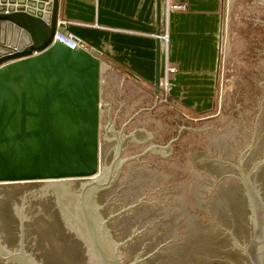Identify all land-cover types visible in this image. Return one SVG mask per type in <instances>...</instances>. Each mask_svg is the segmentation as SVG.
<instances>
[{
	"label": "water",
	"instance_id": "water-1",
	"mask_svg": "<svg viewBox=\"0 0 264 264\" xmlns=\"http://www.w3.org/2000/svg\"><path fill=\"white\" fill-rule=\"evenodd\" d=\"M7 3L11 6H5ZM58 4L59 0H0V202L12 203L16 198H8L13 194L26 193L20 198L22 207L15 206L21 212L19 245L18 241L14 242L15 232L12 231L11 238L7 234L13 221L9 218L5 222L10 225L0 226V261L4 264H129L136 247L123 248L124 243L118 242V235L124 233L119 221L113 229L110 221L114 216L107 218L100 197L119 195L124 196L122 202H129L131 193H135L138 199H143L153 187L150 184L154 182L149 183L151 177L172 184L169 181L172 176L162 170H173L177 175V165L169 161L161 164L158 160L160 169L152 168L148 166L151 159L146 158L140 159L142 165H139L133 160L146 152L135 156L130 150L143 147L145 151L154 135L160 137L164 133V139L168 138L171 122L167 116L176 122L183 118L177 127L181 132H193L183 137L188 141L187 153L227 155L230 143L226 140L233 139L239 126L232 123L227 126L232 121L229 110L235 100L248 103L246 86L255 81L264 67V0H231L220 116L193 120L172 106L161 105L155 111L159 115L156 120L146 119L150 114L141 109L145 118L131 130L129 124L119 123L117 116L131 115L136 109L129 107L125 111L117 103L124 105L125 99L139 98L142 94L156 99L161 94L160 39L157 38L154 96L103 64L91 51L71 49L56 41L58 29L66 27L59 21ZM157 7V36H160L161 0H157ZM136 127L140 133L138 140L132 129ZM197 131L202 135L195 143L192 138ZM246 143L243 138L240 147ZM181 166L182 176L175 177L180 200L193 199L201 183L204 193L205 173L194 166L191 154L184 157ZM237 168L250 206L251 228L244 231L237 223L238 232L229 233L235 251L229 260L232 264H264V200L260 192L264 196V179L257 178L259 190L251 182L250 174L245 173L243 162ZM218 182V195L232 196L230 205L235 212L241 206L237 198L240 186L235 185L233 190L225 184L221 187L223 183ZM49 198L56 202L64 222L54 230L59 232L64 244L57 253L51 250L49 225L41 219L42 213L47 216L54 210L46 201ZM222 209L225 207L219 203V213ZM23 211L31 219L29 235L40 241L33 253L26 249ZM218 242L213 256L218 264H223L224 252L229 249L220 238ZM186 254L180 255L182 262L178 264H196Z\"/></svg>",
	"mask_w": 264,
	"mask_h": 264
},
{
	"label": "flooded vegetation",
	"instance_id": "flooded-vegetation-1",
	"mask_svg": "<svg viewBox=\"0 0 264 264\" xmlns=\"http://www.w3.org/2000/svg\"><path fill=\"white\" fill-rule=\"evenodd\" d=\"M263 70L264 67L262 72L256 76L255 81L252 84L246 86L245 92L246 98H248V103L243 104L242 101L235 100L232 104V108L229 110L230 119L232 121L229 122L227 126L230 123H232L231 125L238 124L239 126L235 131L236 135L232 136L233 139L230 141L226 140L227 144L230 143L227 147V150L229 149V151L226 153L227 155H218L215 152H207V154L197 151L194 153L190 152L194 166L197 167L198 170L203 169L201 171L205 173L207 182L204 183V186L206 187L204 193H202L201 183V189L199 193L196 192V195L193 197V199L187 200L186 198L185 200H180L179 197L180 194L178 186L176 185L178 184V179L175 177L182 176L183 169L181 165L184 164V157L186 155L190 156V154L186 151L188 141L185 142L183 137L184 134L193 133L191 131L181 132V128L177 127V125L180 123V120L183 118L179 117L178 121L176 122L173 118L169 119V116L166 117L167 120H170L171 122V133L168 138L164 139V133L160 134L161 139L164 140H161L159 135L150 137L148 147L145 151L143 147H136L133 149L130 148L131 152L135 153V156L146 152L143 157L133 160L134 163L139 165H142V162L140 164V159L142 160L143 158H146V160H153H150V163L148 164V166L152 168L160 169V162L163 164L166 161L173 162L172 165H177L178 167L177 175H175L176 173L173 170L170 172L166 169L162 170L165 171L169 176H172V180H169L172 181V184L167 185L168 180H164L166 183H163L161 180L151 177L149 179V183L154 182V184H150L153 187L148 189L149 195L143 199H138V196L135 193H131L129 202H122L124 196H120V198L119 195L110 194L107 196L102 195L100 197L101 203L106 207L105 214L107 215V218L114 216V219L110 221L111 226H113V229L114 226L116 228L117 222L119 221V225L121 226H119L120 230H122L124 233L123 235L117 234L119 236L118 242L124 243L123 248L129 245L136 247L130 257V263L178 264V262H182L180 255L182 253H187L186 256L189 257V260L195 262L196 264H218L217 257L213 255L217 252V247L220 244L218 239L220 238L221 242L223 241L224 244L227 243L226 248L229 249L224 252L222 263L232 264V261H230L229 258L232 257L233 259L235 251L233 250V243L229 233H235V231L238 232L236 226L237 223L242 225L241 228L244 231H248L249 228H251L248 225V223L250 224L249 217L251 215V211L249 210L250 206L247 200L246 190L244 189L241 181V174L237 168V166H239V162H243L245 173L248 175L250 174L251 182L257 185L259 190L260 186L257 182V178L259 181L264 179V163L259 165L261 162H264ZM239 91H241L240 93L242 94V90ZM168 96L169 94L165 95V91L162 88L161 94L155 97L157 100L151 98L149 95L142 94L139 98L135 97L125 99L124 105L120 102L117 103V106H123L125 111L129 107H134V109H136V112L131 115L126 116L119 114L117 116L118 122L129 124L128 127L131 130V127L135 126L138 121H141L145 118L142 116L145 109L150 114V116L146 119L150 118V121L153 120V118L154 120L158 119L157 117H159V115H155V111L159 106L165 105L166 108L169 106H174L168 100ZM141 109L144 110L140 112ZM165 112H167V109H165ZM161 114V119H164L163 113ZM182 116L186 117L185 115ZM164 121L165 120H161V122ZM132 129H134L133 131H136L134 132L136 137L135 139L138 140V136L140 134L137 132L138 127ZM194 133L195 134L192 140L197 143L198 137L202 135V132L197 131ZM243 138L247 143L244 145L242 144V147H240ZM237 147L240 148L238 149ZM198 149L203 148L199 147ZM233 155L236 156V161V158H232ZM158 160L161 161L158 162ZM222 180H226L227 182L223 183ZM218 181L223 183L220 185L221 187L225 184L226 188L231 187L233 190L235 185L240 186V197H238L237 193L236 194L238 202L241 206L237 207L235 212L233 210L232 204L230 205L232 196L227 198L223 195H218ZM124 185L125 184L122 186ZM125 187L127 188V186ZM197 188L198 191L199 185ZM122 192L123 190L120 191V193ZM260 192L264 200L262 191ZM21 193L22 192H18L16 195L13 194L12 198H8V200L16 198L15 200H11V202L13 201L12 203H8V201L5 203L2 201L0 202V226L1 224L3 227L10 225L6 224L5 222L9 218L13 221V227H11L12 230L9 228L8 230L11 231L9 233L7 232V234L8 237L11 238L12 231L15 232L16 239L14 238V242L18 241V245L20 240L19 213L21 212H17L15 210V206L18 204L20 207H22L20 198L26 193ZM46 201H49L54 210L52 212H48L49 214L47 216L42 213L41 219L44 222H47L49 225L48 231H50V233L48 234H51L52 240L54 241H51V246L53 247L51 250L54 251L52 253H57L59 249L64 246V244L61 242L59 232L54 230L61 226L62 223L64 224V222L59 210L56 207V202L54 199L49 198ZM147 201L148 203H146ZM219 203L221 207H225V209H222L220 213L218 211ZM129 206H131L130 210L124 212L123 210ZM139 211H141L142 214H140ZM22 214L26 218V249L29 253H33L32 250L34 252L38 250L40 241L38 239L36 242L37 237L34 239L29 235L28 229L31 219L26 211H23ZM181 225H183V228L178 229ZM126 229H128L127 232L124 231ZM177 229L178 231H176ZM4 238H6V236H4ZM0 264L4 263L0 261Z\"/></svg>",
	"mask_w": 264,
	"mask_h": 264
},
{
	"label": "crops",
	"instance_id": "crops-1",
	"mask_svg": "<svg viewBox=\"0 0 264 264\" xmlns=\"http://www.w3.org/2000/svg\"><path fill=\"white\" fill-rule=\"evenodd\" d=\"M230 7L231 0H161V34L167 32L169 42L160 41L159 74L162 87L169 82L172 105L199 113L215 106L223 88ZM58 10L66 26L60 31L85 42L103 64L154 95L157 0H59Z\"/></svg>",
	"mask_w": 264,
	"mask_h": 264
},
{
	"label": "rangeland",
	"instance_id": "rangeland-1",
	"mask_svg": "<svg viewBox=\"0 0 264 264\" xmlns=\"http://www.w3.org/2000/svg\"><path fill=\"white\" fill-rule=\"evenodd\" d=\"M228 27H229V24L227 26V31H228ZM227 37H228V33L225 35V38H224L223 61H222V70L223 71L221 70L223 72V74H224V68H225ZM154 96H156V95H154ZM221 98H222V91H218L217 94H216V97L214 99V101L216 102L215 106L208 107V108L202 110L204 112H201V113H199V111H194V109L191 108V107H187V108H185V107L183 108V107H180V106L179 107L178 106H172V107H174L175 109H177L178 111L182 112L183 114H185L186 116L190 117L193 120L210 118V117L220 116ZM100 136H101L100 142H101V155H102V119H101V133H100Z\"/></svg>",
	"mask_w": 264,
	"mask_h": 264
},
{
	"label": "built area",
	"instance_id": "built-area-1",
	"mask_svg": "<svg viewBox=\"0 0 264 264\" xmlns=\"http://www.w3.org/2000/svg\"><path fill=\"white\" fill-rule=\"evenodd\" d=\"M172 8L173 9L186 10L187 6L186 5H180V6L179 5H173ZM154 36L156 38H159L160 41H162L166 45L169 42V34L167 32H165L164 34H161L160 36H157V35H154ZM55 40L63 43L64 45H66L67 47H69L71 49L80 48V49L90 51L85 42H83L80 39L68 34L67 32H62L59 29L55 35ZM175 71H176L175 68H169L168 69V72H170V73H175ZM162 88L165 91V95L169 94L170 86H169V82L167 79H166L165 85Z\"/></svg>",
	"mask_w": 264,
	"mask_h": 264
}]
</instances>
